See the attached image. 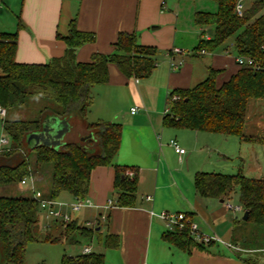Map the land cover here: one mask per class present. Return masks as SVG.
I'll list each match as a JSON object with an SVG mask.
<instances>
[{
	"label": "crops",
	"instance_id": "crops-1",
	"mask_svg": "<svg viewBox=\"0 0 264 264\" xmlns=\"http://www.w3.org/2000/svg\"><path fill=\"white\" fill-rule=\"evenodd\" d=\"M8 1L12 6L8 7ZM14 1L0 0V11L6 12L0 33L17 32L16 60L20 63L45 64L64 56L66 44L58 34L66 35L74 19L78 30L96 34L95 42L78 49L76 58L80 63L91 61L95 53H113L121 32H135L142 45L158 50L156 66L148 78L136 82V78H128L111 63L108 83L92 89V109L86 115L87 123L117 122L123 129L113 165L93 169L87 193L100 206L107 205L109 200L115 205L110 209H85L75 215V221L84 226L100 213L108 216L105 224L94 228L92 241L85 247L103 253L105 264H248L242 258L264 252V249L243 250L241 244H237L239 248L231 244L235 223L244 220L246 212L244 208L234 214L227 209L225 203L232 194L222 199L201 197L194 183L196 173H226L232 161L245 162L244 169L254 173L250 174L251 178L264 179V142L167 126L164 122L172 91L203 82L210 69L219 71L217 85L221 86L241 69L233 46L206 53L195 51L201 37H212L210 28L196 25L194 13L198 10L187 15L189 8L185 1L188 0H20L18 8H14ZM174 48L184 53H173ZM171 57L183 60V65L174 70ZM261 100L253 101L252 105L261 104L258 103ZM132 108H137V112L132 113ZM262 116L263 112H249L247 136L264 139ZM4 119L0 115V149H3V137L9 138L4 131ZM69 124L64 142L85 143L87 140L82 138L92 137L86 123L72 118ZM171 140H176L186 152L177 153ZM115 165L138 177L137 201L133 207L116 204ZM45 173L37 172L35 186L48 198ZM17 190L30 193L27 186L19 185ZM74 199L66 192L59 197L66 202ZM162 212L190 215L203 234L215 235L219 240L212 244L198 242L204 248L192 247L190 252L182 250L163 239L168 228L160 218ZM106 235L117 236L118 246L109 248L101 244L99 239ZM96 238L98 249L90 244ZM261 260L264 263V257Z\"/></svg>",
	"mask_w": 264,
	"mask_h": 264
},
{
	"label": "trees",
	"instance_id": "trees-1",
	"mask_svg": "<svg viewBox=\"0 0 264 264\" xmlns=\"http://www.w3.org/2000/svg\"><path fill=\"white\" fill-rule=\"evenodd\" d=\"M212 1L217 4L216 12L198 10L194 13L196 25L212 31L210 39L200 38L195 51H215L229 46L226 42L233 38L237 56L255 59L260 68L242 66L221 86L217 85L219 71L210 69L203 82L189 89L172 91L165 125L264 142L245 134L251 102L264 99V0H254L242 17L236 13L240 0ZM58 37L66 44L64 56L45 64H26L16 60L17 32L0 33V106L6 109L3 127L10 138V145L0 151V186L15 185L18 189L25 178L35 179L37 172L45 171L46 179L50 174L46 181L48 198L59 199L64 192L83 198L89 191L93 169L113 165L121 145L122 124L87 123L91 138L85 143L65 141L58 148L29 144V135L42 131L45 122L52 118L70 122L77 116L86 117L93 102L91 89L108 83L111 63L128 78H148L156 66L158 50L142 45L135 32H121L113 53H95L91 61L80 63L76 58L78 49L95 42L96 34L78 30L74 19L68 33L58 34ZM20 108L26 112L25 117L9 118L11 110ZM30 150L35 153L34 166L28 155ZM115 172L116 204L135 206L138 177H130L126 168L119 165H115ZM194 183L200 196L205 198H228L238 187L239 202L249 215L245 221H236L231 244L238 248L237 244H241L243 250L264 249V179L247 177L242 172L201 171L196 173ZM29 191V194L0 196V264H25L27 246L32 242L92 241L95 229L75 220L58 224L62 230L59 236L53 237L50 232L57 223L43 233L39 201ZM186 217L183 227L167 230L163 239L189 252L192 247L204 248L191 234L190 215ZM99 240L105 247L118 246L114 235ZM242 259L253 264L250 258ZM61 264H105V256L97 251L63 255Z\"/></svg>",
	"mask_w": 264,
	"mask_h": 264
},
{
	"label": "built area",
	"instance_id": "built-area-1",
	"mask_svg": "<svg viewBox=\"0 0 264 264\" xmlns=\"http://www.w3.org/2000/svg\"><path fill=\"white\" fill-rule=\"evenodd\" d=\"M246 9L245 0H240L236 5V13L238 16L242 17L244 15ZM205 39H210L209 36H205ZM201 53H206L207 50L202 49L200 51ZM173 53L176 54H182L184 51L180 48H174ZM237 64L242 66H253L255 68H260V64L253 58H247L242 56L236 57ZM183 65V60L176 61L174 57H171V67L176 70L180 68ZM139 79H136V82H138ZM174 99H177V97H174ZM132 113L137 112V108L131 109ZM168 112V107L165 111V115ZM0 115L6 116V109L2 106H0ZM3 144V149L8 147L10 145V139L8 137H3L1 140ZM171 145L175 149V151L179 154H184L186 150L181 147L176 140H171ZM3 149H0L2 151ZM127 174L132 177L134 176V172L127 171ZM21 186H27L31 191L32 195L35 199L39 201L40 205V212L41 214H45L48 222L46 223L44 229L47 230L50 227H52L54 224H60V223H71L75 220V215L82 212L85 209H110L115 204L113 200H109L108 204L105 206H100L96 204L93 200L90 198L83 197V198H75L72 202H66L59 199H51L46 198L43 196L42 192L38 191L35 186V179L33 177L25 178L21 182ZM148 200L151 199V197L147 198ZM228 210L232 211L234 214L242 212L244 210L243 205H233L229 201L225 203ZM160 218L166 223L168 230H174L176 226L183 227L184 221L187 220L186 214L184 213H171V212H162L160 213ZM108 216L106 213H100L97 215L96 219L93 222L88 223V226L92 228H96L97 226H100L102 224H105L107 222ZM191 234L193 235L194 239L199 243H211L212 241H217L219 238L215 235H206L203 234L196 223L193 221L189 223ZM228 246H231L228 244ZM85 254L93 252V248L91 246H87L82 251Z\"/></svg>",
	"mask_w": 264,
	"mask_h": 264
},
{
	"label": "rangeland",
	"instance_id": "rangeland-1",
	"mask_svg": "<svg viewBox=\"0 0 264 264\" xmlns=\"http://www.w3.org/2000/svg\"><path fill=\"white\" fill-rule=\"evenodd\" d=\"M19 1L20 0H15L14 2H12L14 8H18L19 5ZM254 0H245V4L246 6H248L249 4H251ZM11 2V1H10ZM9 3V1H8ZM185 3L187 4V10L189 8V10L187 11V15H189L190 13H194V11L196 10H203V11H209V12H216L217 10V4L212 1V0H188L185 1ZM2 5V4H1ZM12 6L11 3H9L8 7ZM6 10H8L6 8ZM6 12L4 11H0V24H1V20L3 21V18L6 17ZM2 27H0V30ZM7 28V27H6ZM211 29V28H210ZM234 43V39L230 38L227 42L226 45H229L232 47ZM94 86L92 87V89H95ZM91 89V92L93 91ZM253 102V101H252ZM250 105V109L249 112L252 114L257 113H262L264 115V107L262 108V104H264V100L262 99L261 104H257V106L255 105ZM259 108V109H258ZM90 110L92 109V106H90L89 108ZM26 116V112L24 113V109L20 108V109H13L9 112V118H19V117H25ZM77 122L80 123H86L87 124V119L86 117L82 118L80 116L75 117ZM92 119V117H91ZM262 120L264 119V117L262 116L261 118ZM261 120V121H262ZM98 122V121H97ZM262 125V124H261ZM264 127V121H263V125ZM249 132V131H247ZM28 155L30 157V161L32 166L35 165V153L30 150L28 151ZM244 157V156H243ZM234 160H236V158H234ZM240 161V160H239ZM49 169H51L50 165ZM245 167V162H236V161H232L230 164H228L227 169H225V174H237L239 172H242L241 170L243 169L244 172H242L245 176L247 177H251L250 174H254L250 171H246V169H244ZM249 174V175H248ZM49 175H47V180L49 179ZM256 176V175H255ZM25 188V186H23ZM46 187V195H48L49 193V186H44ZM17 187L15 185L13 186H8L7 187H2L0 186V196L1 195H12V196H16V195H21L22 192L16 189ZM21 192V193H20ZM231 204L233 205H238L239 204V191L238 188H235V190L232 192V198L229 201ZM48 222L45 214H41L40 215V226H41V230L42 232L45 230L44 227L46 225V223ZM55 226V225H54ZM88 228H92L91 226H87ZM56 227H53L50 229V232L53 234V237L59 236L60 232H62V230H59V233H57ZM59 228V227H58ZM249 228H254L252 226H249ZM44 233V232H43ZM76 238L78 240H80V238L78 236H76ZM91 242V241H89ZM88 240L82 239L80 243H73V242H66L64 239L60 242H45V241H40V242H32L29 243L27 246V250H26V259H25V264H61V259L63 257V255H75L78 254L80 251H82V249L86 246L89 245ZM93 246L95 245V249H98V239H94L92 243ZM244 254V253H242ZM262 257H264V252H257V253H253L251 256H249V258L252 261L253 264H264L262 262Z\"/></svg>",
	"mask_w": 264,
	"mask_h": 264
},
{
	"label": "water",
	"instance_id": "water-1",
	"mask_svg": "<svg viewBox=\"0 0 264 264\" xmlns=\"http://www.w3.org/2000/svg\"><path fill=\"white\" fill-rule=\"evenodd\" d=\"M69 131L70 124L67 120L52 118L45 122L42 131L30 134L28 137V142L29 144H33L34 146L44 145L58 148L64 144L63 139ZM89 138L90 137H84L82 138V140H88ZM248 215L249 212L246 211L243 219L247 220Z\"/></svg>",
	"mask_w": 264,
	"mask_h": 264
}]
</instances>
